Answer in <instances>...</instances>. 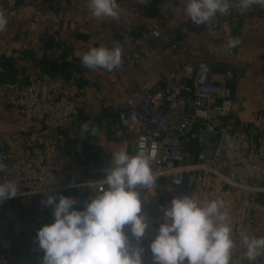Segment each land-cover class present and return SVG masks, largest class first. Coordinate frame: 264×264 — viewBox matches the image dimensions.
<instances>
[{"label":"crops","instance_id":"0c3cea01","mask_svg":"<svg viewBox=\"0 0 264 264\" xmlns=\"http://www.w3.org/2000/svg\"><path fill=\"white\" fill-rule=\"evenodd\" d=\"M88 4L89 0L72 1V19L51 23L43 30L40 3L0 0L8 18L6 30L0 33V60L9 59L14 65V81L26 83L38 75H51L72 94L79 110L76 122H66L60 128L64 139L56 157L61 170L82 178L103 175L114 151L125 149L134 155L136 133L120 126L118 103L135 90L147 99V92L170 69L183 63L208 62L216 69L240 72L242 78L233 86L234 106L227 119L241 137L249 131L264 133V7L238 15L234 23L217 14L206 25H197L183 11L186 0H117L118 19L93 18ZM217 21L219 26L214 28ZM154 29L160 31V38L153 37ZM177 39L183 44L174 49L172 43ZM232 39L238 43L228 47ZM117 44L122 49L119 68L92 70L82 65L81 57L90 48ZM5 83L0 82V151L11 150L15 134L14 107L1 94ZM85 122L88 132L82 130ZM92 127L97 128L96 134ZM216 145L217 138H213L204 145L194 142L191 149L195 155L211 156ZM245 146L244 138L233 150ZM139 190L142 211L151 222L142 240L145 264H154L149 244L159 227L161 208L180 194L203 202L223 201L222 211L228 214L235 243L230 264H250L241 242L243 235L264 237V193L242 196L237 189L222 187L215 176L201 181L192 177L180 187L162 178L158 188ZM92 195H83L82 206ZM49 223L42 220L41 209L33 200L24 205L20 200L0 203V264H42L38 243L26 244L17 236L36 235ZM252 264H264V255Z\"/></svg>","mask_w":264,"mask_h":264},{"label":"built area","instance_id":"2783aa9c","mask_svg":"<svg viewBox=\"0 0 264 264\" xmlns=\"http://www.w3.org/2000/svg\"><path fill=\"white\" fill-rule=\"evenodd\" d=\"M42 5L39 12L41 28L72 19L74 0H28ZM82 2L88 0H80ZM235 3V0H230ZM263 8L252 5L241 12L231 7L220 15L234 23L236 17ZM219 26V21L212 24ZM160 38L159 30H152ZM183 40L177 39V49ZM242 75L232 68L216 69L208 62L183 63L170 69L165 78L144 94L135 90L118 103L120 126L136 133L135 152L144 151L151 158V169L159 187L163 178L176 187L192 177L201 181L215 176L222 187L237 189L242 196L264 193V133L249 131L241 137L228 117L234 106L233 86ZM113 82L116 78L112 79ZM2 95L14 107L15 134L11 150L0 151V182L14 180L19 193L8 199L24 205L33 200L41 209L42 220L54 222L53 209L42 201L57 193L75 197L77 207L85 193L106 188L104 175L87 178L61 170L56 157L64 136V123L76 122L79 110L72 94L51 75H38L29 82H6ZM217 138L214 153L197 155L191 149L194 141L208 144ZM246 140V146L233 147Z\"/></svg>","mask_w":264,"mask_h":264},{"label":"clouds","instance_id":"9594fccd","mask_svg":"<svg viewBox=\"0 0 264 264\" xmlns=\"http://www.w3.org/2000/svg\"><path fill=\"white\" fill-rule=\"evenodd\" d=\"M252 5L264 7V0H186L183 11L195 24L206 25L231 7L243 12ZM88 6L93 18H119L117 0H89ZM7 24L6 12L0 8V33ZM237 43L238 39H232L228 47ZM81 63L92 70L112 71L122 64V49L119 44L92 47ZM82 130L89 131L87 122ZM91 131L96 134L97 128ZM102 171L106 188L90 196L83 208L75 207V197L57 193L42 201L54 216V222L39 228L35 237L43 252L42 264H145L142 240L151 222L142 211L139 189L156 183L151 158L144 151L130 155L125 149L116 150ZM18 193L14 180L0 182V203ZM223 208L219 199L203 202L187 194L173 196L161 208L159 227L149 244L154 264H230L235 243ZM241 242L250 264L264 255V237L243 235Z\"/></svg>","mask_w":264,"mask_h":264},{"label":"trees","instance_id":"16d2710c","mask_svg":"<svg viewBox=\"0 0 264 264\" xmlns=\"http://www.w3.org/2000/svg\"><path fill=\"white\" fill-rule=\"evenodd\" d=\"M0 82H13L16 76V69L9 59L0 60ZM197 142V141H194ZM198 143V142H197ZM199 144V143H198ZM200 145V144H199ZM83 202L81 200L80 204L76 208H83Z\"/></svg>","mask_w":264,"mask_h":264},{"label":"water","instance_id":"95a60500","mask_svg":"<svg viewBox=\"0 0 264 264\" xmlns=\"http://www.w3.org/2000/svg\"><path fill=\"white\" fill-rule=\"evenodd\" d=\"M143 100H145L144 96H143ZM36 235L34 234H22L17 236V238L22 241L25 242L26 244H32V243H37L35 240Z\"/></svg>","mask_w":264,"mask_h":264}]
</instances>
